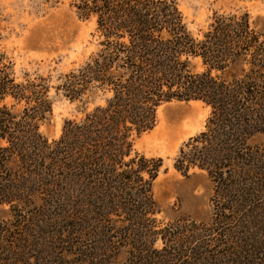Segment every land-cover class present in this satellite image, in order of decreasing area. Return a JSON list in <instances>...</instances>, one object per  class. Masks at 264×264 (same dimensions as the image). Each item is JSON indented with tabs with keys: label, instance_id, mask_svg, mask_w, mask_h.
Instances as JSON below:
<instances>
[{
	"label": "trees",
	"instance_id": "1",
	"mask_svg": "<svg viewBox=\"0 0 264 264\" xmlns=\"http://www.w3.org/2000/svg\"><path fill=\"white\" fill-rule=\"evenodd\" d=\"M71 7L96 21L98 49L55 87L83 114L64 122L59 139L40 131L53 109L48 79L21 81L0 48V207H10V219H0V260L47 261L61 244L76 257L71 264H114L125 249L131 264L183 257V245L167 238L182 231L155 218L164 159L137 153L134 141L158 124L164 104L202 101L212 107L207 130L181 148L174 168L204 170L215 183V220L235 224L222 234L227 264H264V31L248 12H230L197 36L175 0Z\"/></svg>",
	"mask_w": 264,
	"mask_h": 264
},
{
	"label": "rangeland",
	"instance_id": "2",
	"mask_svg": "<svg viewBox=\"0 0 264 264\" xmlns=\"http://www.w3.org/2000/svg\"><path fill=\"white\" fill-rule=\"evenodd\" d=\"M175 1L197 36L207 30L216 14L230 12H248L252 24L264 31V0ZM71 2L0 0V48L7 51L14 62L16 77L21 81L25 75L31 80L44 77L52 87V114L40 125L41 133L49 142L60 138L64 122L79 120L83 115L81 103H72L61 92L57 93L55 87L61 84L62 74L82 65L98 49L96 21L80 19ZM202 69L199 66V70ZM211 108L202 101L166 103L158 109V124L134 141L137 153L164 159L163 170L154 183V198L159 208L155 218L160 228L173 225L182 231L176 237L167 238L170 243H181V249L187 250L172 264H227L225 252L230 240L222 234L235 224H219L215 220L217 207L211 201L215 197V183L204 170L193 169L185 176L174 168L181 148L207 130ZM259 142L264 146L263 135L259 136ZM8 210L9 206L0 207L1 220L10 219ZM192 229L196 233H192ZM203 243L207 251L196 258L192 251H199ZM89 244L92 245L90 241ZM164 246V241L158 238L156 251L163 252ZM61 247L64 248V245H52L47 261H38L33 257L28 264H71L75 261L76 257L73 258L69 250L64 253ZM114 257V264H131L134 259L126 249L120 250ZM0 264L25 263L0 260Z\"/></svg>",
	"mask_w": 264,
	"mask_h": 264
}]
</instances>
